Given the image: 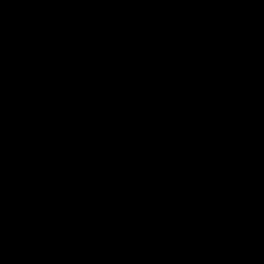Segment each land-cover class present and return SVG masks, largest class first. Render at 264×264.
<instances>
[{
  "label": "water",
  "instance_id": "water-1",
  "mask_svg": "<svg viewBox=\"0 0 264 264\" xmlns=\"http://www.w3.org/2000/svg\"><path fill=\"white\" fill-rule=\"evenodd\" d=\"M0 264H264V0H0Z\"/></svg>",
  "mask_w": 264,
  "mask_h": 264
}]
</instances>
